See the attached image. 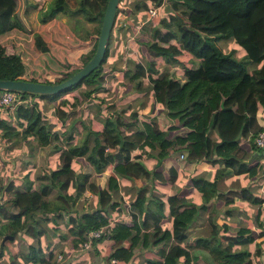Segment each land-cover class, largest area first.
Segmentation results:
<instances>
[{"label":"trees","instance_id":"obj_1","mask_svg":"<svg viewBox=\"0 0 264 264\" xmlns=\"http://www.w3.org/2000/svg\"><path fill=\"white\" fill-rule=\"evenodd\" d=\"M123 1L125 7L116 8L100 64L80 82L57 93L15 92L21 99L44 98L57 103L56 109L63 117L66 114L63 110L65 104L71 109L100 88L101 64L107 57L114 25L117 24L116 34L122 29L129 36L134 33L135 25L140 24L138 31L140 28L151 40L168 43L167 48L160 50L148 43L150 53L163 61L179 64L181 74L172 76L166 71H158L154 59L145 63L146 69L144 64L133 60L132 71L124 73L130 80L147 77L153 101L162 104L165 114L175 125L159 127L154 118L137 122L106 115L101 130L93 133V145L85 157L93 170L99 172L113 161L112 170L122 176L136 175L146 180H160V172L146 169L140 159L141 152L150 153L149 148L156 147L154 155L158 162L165 157L176 156V164L181 168L204 160L217 164L224 173L254 174L256 159L264 160V146L258 147L253 141L257 132L264 128L256 118L257 110L264 111V0ZM105 2L51 0L42 11L40 20L59 12L72 17L81 16L95 23V32L98 33ZM23 6L24 0H0V78L58 82L70 76L91 56L95 46L80 55V66L70 68L67 54L78 43L76 31L63 25L52 27L54 33L50 38L39 31H32L23 24ZM148 6L157 7L156 10L162 6L163 9L148 18L145 10ZM139 8L142 9L138 11ZM12 15L18 24L11 21ZM120 20L125 25L119 26ZM140 20L144 21L140 23ZM228 39L243 49L241 56H235L233 49L223 51L217 45V41ZM176 52L190 54L198 59V64L188 66L178 59ZM46 73H53V78L41 79ZM72 91L77 93L71 99L65 96ZM13 116L15 121L12 124L6 122L5 116L0 117V140H9L16 135L22 139L31 137L40 146L50 144V123L34 101L18 103ZM174 126L181 129L168 137L167 130ZM212 130L215 138L211 139L209 134ZM240 138L247 140V146L239 142ZM82 141L72 144L69 136L63 142L61 140L62 146L51 144L50 147L61 149L58 164L37 175V184H33L27 173L18 185L12 181L3 184L0 178V223L6 225L5 234L14 237L24 232L33 238L26 244L25 250L18 252L24 263L58 264L52 253L48 257L44 255L38 239L41 234L49 236L50 229L45 224L49 200L52 201V215L61 218L63 213H67V221L62 225L73 231L75 244H82L88 230L108 225L105 234L91 238V244L102 239L110 241L108 260L128 261L137 251L164 245L171 238L176 242H185V229L195 219L197 206L190 205L180 191L166 195L160 193L157 197L153 192L154 186H149L152 189L150 193L148 186L141 185L129 202L127 219H113L111 212L120 210L119 201L114 199L117 189L115 175L108 174L103 185L86 182L89 173L83 174L80 180L75 178L71 161L88 149L81 146ZM134 146L138 151L131 154ZM250 156L253 157L249 161ZM129 159H132L131 162ZM129 164L133 168H129ZM189 181L200 194L221 200L226 211L238 206L242 200L254 204L261 202L259 196L244 188L218 190L212 181L200 174L191 175ZM86 189L95 195V205L78 216L72 211L71 202L77 192ZM4 191L8 192L6 198L2 195ZM261 212H264V207L257 208L256 218ZM166 218L170 219V228L162 226ZM208 221L212 226L210 234L196 237L193 240L195 246L204 249L216 264H248L250 251L246 245L253 239L250 228L245 225L232 234H217L214 217H209ZM234 245L240 247L233 248ZM188 254L187 249L181 251L184 259ZM176 256L166 254L160 247L157 249L158 258H144L141 264H176ZM9 260L15 261L13 256Z\"/></svg>","mask_w":264,"mask_h":264},{"label":"crops","instance_id":"obj_2","mask_svg":"<svg viewBox=\"0 0 264 264\" xmlns=\"http://www.w3.org/2000/svg\"><path fill=\"white\" fill-rule=\"evenodd\" d=\"M141 9L142 8H139L138 11ZM142 22L143 20H140V23ZM136 27H138V24H136ZM177 56L179 60H183L188 66H196L198 64V59L186 52H181ZM44 76L45 74H43L41 79H48L44 78ZM118 80H121V78L117 77L112 80V82L109 81V83L102 81L100 88L91 93L92 96L90 97L94 96V99L92 100H85L82 104L71 109L64 106L63 110L66 114L61 117V119L56 114L55 102L39 98V101H42V103L38 104V108L41 114L50 123L48 129H51L52 131L50 144L40 146L31 137L27 136L23 139L20 138L22 139L23 144L27 142V138H31L30 140L35 142L36 150L34 151H36V154L33 155H40L42 152L45 153L40 163L34 164L33 161H30V165L26 166L25 164L29 163V159H27V150H25L24 145H19L22 142L18 144L19 146H12L13 148L10 149V147H7V140L1 139L0 178L2 183L4 184L7 181H12L14 185H18L20 184L23 175L27 173L28 178L33 180V184H37L38 181L35 180L37 175L43 170L54 168L58 164V154L61 149H54L50 147L51 144L57 143L62 146V142L65 138L70 136L72 144L80 143L83 140L81 146H87L88 148L84 154L76 156L71 161V167L75 171V178L77 180H80L83 174L89 173L86 182L92 181L98 185H103L108 174L113 173L115 175L117 189L114 199L119 201L120 210H114L111 212L113 219H127L129 202L135 195L137 187L141 185H146L148 187L150 185L154 186L153 192L157 197L160 196V193L166 195L180 191L190 205L198 207L197 215L193 222L185 229V242H176L171 238L164 245H154L137 251L128 261L114 259L108 260L106 256L111 249L110 241L102 239L91 244L86 249L82 248L78 243L75 244L72 240L74 237L73 231H68L67 228L62 225V223L67 221V213H63L61 218L52 215V201L49 200L45 210V215L48 218L45 224L50 229L48 233L49 236L45 237V234L38 236L39 244L44 255L48 257L52 253L55 261V255L60 253L63 258L60 262L55 261L58 264H141L144 258H158L157 249L163 247L166 254L177 255L176 264H216L204 249L196 247L193 243V240L196 237L208 236L210 234L212 226L210 225L208 218L214 217V222L217 225V234H232L237 228L245 225L248 226L253 234V239L246 245L247 249L250 251L248 264H264V224L260 214L256 218L257 208L264 207V170L263 173L258 176L255 175L256 172L250 176L245 172H230L224 175H213L214 169L218 165L206 163L204 160H200L194 165H188L185 168L177 166L176 156L165 157L161 162H158V159L154 155L156 147L149 148L148 151L150 153L141 152L140 159L146 169H155L156 172H160V180H146L144 177L136 175L132 177L122 176L112 170V165L114 164L113 161L108 162V164L99 172L93 170L91 164L85 159L89 148L93 145V137L91 138V144L88 143L87 139L89 136H93L94 132L97 133L101 130L106 115L117 116L124 121L135 120L137 122H140L141 119L154 118L159 127H167L170 124L175 125V122L165 114L162 104L153 101L150 85L148 88L138 86V88L135 89L132 87L131 83H116ZM129 112L136 113L133 120L130 119ZM6 117H8V115H6ZM256 118L258 123L264 127V111L261 109L257 110ZM120 127L123 130L125 129L122 126ZM179 129H181L179 126L172 127L167 130V136H172L173 133L177 132ZM210 135H214L213 138H215L213 130ZM246 141V139H239V142L244 146H247ZM137 151L138 149L135 146L131 148V154ZM178 157H180V155ZM252 157L253 156H250L248 160H252ZM32 158L30 157L31 160ZM259 159L260 158L256 159V162H258ZM261 159L263 160V158ZM131 160L129 159V162H131ZM256 166H258L257 163ZM13 167L14 169L21 171L20 175H16L17 172L13 171ZM129 168L133 167L129 164ZM256 170L257 167L255 171ZM170 174H172V177H170ZM195 174H200L204 179L212 181L218 190H226L228 188L247 189L251 193L259 196L261 202L254 204L247 200H242L238 206L230 207L229 210L226 211L221 200L216 199L215 196L208 198L207 196L200 194L192 186L189 177ZM151 190V187H149L148 192L150 191L151 193ZM2 195L4 198L8 197V195L4 196V192ZM95 200V195L90 193L87 189L79 191L71 202L72 211L79 216L83 211L94 207ZM165 206L166 204L163 205L164 208ZM52 218L54 220H52ZM3 225L5 226V223H0V260H3V258L5 259V256H7L6 260L8 264H26L20 257L16 258L15 254H18L21 250H25L26 244L32 242L33 238L25 236L24 234L26 233L21 232L11 239H5L2 242V237L6 233L3 231ZM162 226L170 228V219L166 218L162 222ZM60 235L64 236L60 237ZM23 238L25 240H23ZM18 239H21L23 244H20V242L17 241ZM3 246L8 248L6 252L3 249ZM55 247L61 248L63 252H57L54 254L53 251ZM238 247L240 246H233V248ZM183 249H187L189 252L186 259L181 255ZM11 256L14 257V262L9 260Z\"/></svg>","mask_w":264,"mask_h":264},{"label":"rangeland","instance_id":"obj_3","mask_svg":"<svg viewBox=\"0 0 264 264\" xmlns=\"http://www.w3.org/2000/svg\"><path fill=\"white\" fill-rule=\"evenodd\" d=\"M50 1L51 0H24L23 10L21 12L23 24H24V26L29 27L32 31H39L41 34H43L44 36H47L49 38L54 33L52 27H62V25H63V27L68 26L72 31L75 30L76 34L75 33L74 34L76 37L78 35V37H77L78 42L79 43L80 42H87V44L85 46H81L78 43L73 45L71 52L68 54V61L71 64L70 68H76V67L81 65L80 55L82 53L89 52L90 49L92 48V46H95L96 37H97V33L95 32L96 24L93 22H89V21L84 20L81 16L72 17V16H68L67 14L60 13V12L56 13L55 16H53V17H49V18H45L43 20H40V16L42 14V11L44 9H46V7L50 3ZM25 3H26V5H25ZM70 5H72V1H70ZM120 7H123L122 3H120ZM161 8H162V6L159 7L157 10H159ZM164 10H166V8ZM161 12L162 11H160V13ZM11 21L14 24H18V22L16 21V19L13 15L11 16ZM119 25L122 26L123 24L120 23ZM120 30H121L120 33L116 34L117 24H115L113 29H112L111 36L109 39V44H108L107 57H106L105 61L102 62V64H101L102 81H105V83L106 82L109 83V81L112 82V80H114L115 78L118 77V78H121V80H118L116 83H118V82L119 83H129V84L131 83L132 87L135 89H137L138 86H141L143 88L144 87L148 88L149 85H151V83L148 81L147 77H143L144 80H143V78L130 80V78L127 77L126 74L124 73V71L125 72L126 71H132L133 60L138 61L141 64H144L145 69H146L145 63L148 62L150 59H154L155 68L158 71H166L168 74H170L172 76H175V75L178 76L181 74L180 66L177 63H175L174 61H168V62L163 61L159 56L154 57L150 53L149 48H148V43H149V45L153 46L155 49H158V50L165 49V48H167L168 43L167 44H161V43L156 42L155 40H151L150 37L145 32H143L140 28L138 31V27H136V25H135L134 33L129 35V36L122 29H120ZM89 37H92V39L90 41H89ZM171 44H173V43H171ZM217 45L223 51H228L229 49H233L234 55L237 57L241 56L244 53L243 49L239 45H237L232 39L217 41ZM176 53H177V55L180 54L179 52H176ZM248 67L251 68V64H248ZM53 76H54L53 73H46L44 78L51 79V78H53ZM152 76H154V75H152ZM76 93H77L76 91H72V92L65 94V96L68 97L69 99H71L72 98L71 96L73 94H76ZM25 99H26V101H28V103H31L32 101H34V103L37 105V107H38V104L42 103V101H39V98L31 99L30 97H26ZM89 99L90 100L94 99V96L90 97L86 100L89 101ZM84 101L85 100L81 101L79 104H82ZM54 105H57V103H55ZM64 106L67 107L68 105L65 104ZM55 111H58V110L56 109ZM3 113L9 114L6 110L3 111V109H2L0 115H3ZM59 113H60V111L56 112L58 117L61 119V116L59 115ZM128 114L130 115V119L133 120L136 113L135 112L134 113L129 112ZM5 119H6V122L8 124H12L15 121V118L13 116V112L11 115L6 117ZM131 128H134V127L131 125ZM124 130L127 131V129H124ZM210 134H209V136L212 139L214 137V135H210ZM92 137L93 136L91 135L87 139L89 144H91V138ZM30 139L31 138H27V140H26L27 142H25V144H23L22 139H20L16 135H13L9 140L6 141V142H8L7 147H10V149L13 148L14 146H17L20 142H22L19 145H21V144L24 145L25 150H27V153H26L27 159H29L28 160L29 163L25 164L26 166L30 165V161H33L34 164L40 163L42 161V157L45 154L44 152H42V154H40V155L39 154L33 155V154H36V151H34V150H36V144L34 141H31ZM32 155H33V158H32ZM30 157L32 158V160L30 159ZM256 163L258 164V166H257V170L255 171L256 172L255 175L258 176V175H261L263 173L264 160H262L260 158L258 160V162H256ZM13 171L17 172L16 175H20V173H21L20 170L14 169V167H13ZM218 174L224 175L226 173L222 172L221 169L217 166L214 169L213 175H218ZM1 183H2V181H1ZM5 195H8V192L5 193V191H4V196ZM5 227H6V225L5 226L3 225V231L4 232H6ZM24 235L29 236L28 234L27 235L24 234ZM23 240H25V239L23 238ZM17 241L20 242V244H23V241L21 239H18ZM3 249L5 250V252L8 250V248L6 246H3ZM19 249H22V248H19ZM57 252H63V251L61 250V248L55 247L53 253L55 254ZM15 256H16V258L19 257L18 254H15ZM6 258H7V256H5V259L3 258V260H0V264H8Z\"/></svg>","mask_w":264,"mask_h":264},{"label":"water","instance_id":"obj_4","mask_svg":"<svg viewBox=\"0 0 264 264\" xmlns=\"http://www.w3.org/2000/svg\"><path fill=\"white\" fill-rule=\"evenodd\" d=\"M117 2L118 0H106L96 37L94 51L86 60V62L70 76L53 83L45 82L43 80L31 81L22 78H0V90L8 89L13 91L37 94L57 93L80 82L86 75H88L94 68H96L100 64L103 58L108 41V36L116 13ZM119 18H121V16H119ZM91 39L92 37H89V41ZM78 44L84 46L87 44V42H80ZM11 238V235L5 234L2 237V242L5 239Z\"/></svg>","mask_w":264,"mask_h":264},{"label":"built area","instance_id":"obj_5","mask_svg":"<svg viewBox=\"0 0 264 264\" xmlns=\"http://www.w3.org/2000/svg\"><path fill=\"white\" fill-rule=\"evenodd\" d=\"M120 3L123 4V7H120ZM124 7H125V4L123 3V1L122 0H118L117 9H123ZM156 8L157 7L148 6L145 9L146 12H147V17L148 18L154 16ZM120 23L125 25L122 20L119 21L118 25ZM139 26H140V24H138V27ZM25 100H26L25 98L21 99L19 94H17L13 90L1 89L0 90V114H1V110L2 109H3V111L6 110L9 113V114L3 113V115H1V116H5L6 117V115H8V116L11 115L13 110H14V107L18 103H21L22 101H25ZM253 141H254L255 145L258 146V147H263L264 146V128L257 132V134L254 136ZM260 216H261V218H263L264 217V212H261ZM263 224H264V221H263ZM107 231H108V225L101 226V227H99L97 229L88 230L85 233L86 239L82 242L81 247L85 248V249L88 248L91 245V238L98 237L101 234H105ZM62 258L63 257H62V255L60 253H57L55 255V261L56 262H60L62 260Z\"/></svg>","mask_w":264,"mask_h":264}]
</instances>
